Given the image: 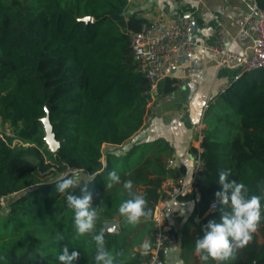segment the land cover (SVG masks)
<instances>
[{
  "label": "trees",
  "instance_id": "16d2710c",
  "mask_svg": "<svg viewBox=\"0 0 264 264\" xmlns=\"http://www.w3.org/2000/svg\"><path fill=\"white\" fill-rule=\"evenodd\" d=\"M256 1L264 10V0ZM125 10L126 0H0V125L11 131L0 136V211L5 215L0 230L10 232L0 241V264H62L56 257L63 244L80 252L77 264H95L92 237L101 230L115 264H137L143 257L133 248L132 226L118 211L130 196L123 182L131 180L133 191L145 198L149 212L140 219L151 217L167 173L159 151L166 149L169 156L173 150L160 142L145 159V144L116 155L144 125L149 90L148 80L134 68L128 35L145 20L133 14L125 18ZM248 73L250 81H234L208 105L199 196L177 197L195 201L191 218L207 212L202 224L215 215L208 207L221 170L243 182L249 195L264 194V68ZM176 88L177 80L165 78L155 94ZM46 115L59 143L53 152L44 140ZM14 139L25 145H12ZM112 170L120 181L109 186ZM70 176L77 185L66 191L80 195L87 183L97 211L93 230L79 236L65 195L55 192L56 180ZM261 204L257 224L264 238V200ZM113 218L119 228L108 232L103 222ZM220 264H264V243H246L240 255L231 253Z\"/></svg>",
  "mask_w": 264,
  "mask_h": 264
},
{
  "label": "crops",
  "instance_id": "0c3cea01",
  "mask_svg": "<svg viewBox=\"0 0 264 264\" xmlns=\"http://www.w3.org/2000/svg\"><path fill=\"white\" fill-rule=\"evenodd\" d=\"M247 10L246 0H142L141 4L125 10V18L133 14L144 20L151 19L158 12H163L168 21L184 15L189 16L195 26L193 41L196 47L191 59L205 66V69L174 89L169 98L159 94L151 119L145 122L131 140L116 151L117 153L124 154L134 145L145 144L143 148L145 159L159 150L160 142H167L175 152V167L170 171V175L173 171H179V174L188 176L193 161V149L199 144L196 124L202 121L205 127L204 104L209 99H213L212 103H214L216 98L234 82L233 76L237 71L235 65L217 67L213 54L204 50L202 46L212 44L216 36L222 34L230 50L243 52L246 43L233 24V18ZM188 63L189 59L181 62L174 73L175 80H180L181 67ZM251 75L244 74L240 79L250 81ZM159 154V163L165 164L168 157L167 150L163 149ZM190 202L192 201L175 199L168 206L166 223L177 233L179 243L177 247L163 251L161 256L165 264H220L224 260L204 261L200 258V253L194 249L196 237L201 232L202 219L207 212L191 218L193 207H190ZM115 219L119 228V219ZM124 220L127 225L132 226V233L137 238L134 250L144 256L153 242L151 227L145 224L148 223V218L139 219L135 224L128 223L125 218ZM145 241L149 243L146 251L142 248ZM247 243L258 247L264 243L261 224H257ZM232 253L240 255L241 246H236L233 242Z\"/></svg>",
  "mask_w": 264,
  "mask_h": 264
},
{
  "label": "built area",
  "instance_id": "2783aa9c",
  "mask_svg": "<svg viewBox=\"0 0 264 264\" xmlns=\"http://www.w3.org/2000/svg\"><path fill=\"white\" fill-rule=\"evenodd\" d=\"M246 1L248 10L233 18L238 33L244 37L246 49L243 52L230 50L222 34L217 35L212 44L202 46L204 50L213 54L217 67L222 65L237 67L233 81L240 79L247 72L264 68V10L258 6L256 0ZM141 3L142 0H126V9L134 8ZM191 27V18L187 15L168 21L163 12H158L151 19L145 20L139 29L128 33L134 68L149 82L144 123L151 119L157 104L155 90L159 82L165 78H173L184 59H189V63L181 67L177 87L205 69V66L191 59L196 48ZM164 97L169 98L170 93L164 94ZM212 102L213 99H209L204 104V110ZM203 127L202 121L196 124L199 144L192 152L193 161L189 169V172L193 171L191 182L189 173L187 177L184 174L170 175V171L175 167L174 151L166 159L167 173L160 185V197L154 205L151 217L148 218L153 237L152 246L137 264H165L161 253L178 246L177 233L166 223V210L179 196L191 193L195 198L199 196L197 180L204 165L200 141L204 134ZM0 136L2 137L1 134ZM14 144L25 145L18 139L12 141V145Z\"/></svg>",
  "mask_w": 264,
  "mask_h": 264
},
{
  "label": "clouds",
  "instance_id": "9594fccd",
  "mask_svg": "<svg viewBox=\"0 0 264 264\" xmlns=\"http://www.w3.org/2000/svg\"><path fill=\"white\" fill-rule=\"evenodd\" d=\"M192 172H189L190 182L193 178ZM108 176L109 186L113 182L120 181V176L115 170L110 171ZM229 176L228 169L219 171L216 182L220 187L214 193L215 199L208 209V212L215 213V215L201 225L202 235L198 236L194 242L195 251L201 254L200 258L204 261L209 258L226 260L232 253L233 242L236 246L245 245L251 239V234L255 231L258 221L261 220V201L264 200V194L249 195L248 187L243 182L230 179ZM76 184L77 180L74 177L58 178L55 182V192L65 195L67 207L73 211L72 223L75 232L79 236L93 230L97 211L92 205L93 195L87 190V183L81 187L80 195L66 191ZM123 189L130 196L121 202L118 211L128 223H138L140 217L147 216L149 212L145 207V198L133 191L131 180L123 182ZM194 204L195 201L190 202V207H194ZM217 214L219 219H216ZM92 238L95 241L93 255L95 264H115L112 253L105 248L103 230L94 233ZM57 239L63 240L64 237L58 233ZM142 248L146 251L149 243L145 241ZM79 257L80 252L76 248L70 250L69 244H63L56 258L62 264H77Z\"/></svg>",
  "mask_w": 264,
  "mask_h": 264
},
{
  "label": "water",
  "instance_id": "95a60500",
  "mask_svg": "<svg viewBox=\"0 0 264 264\" xmlns=\"http://www.w3.org/2000/svg\"><path fill=\"white\" fill-rule=\"evenodd\" d=\"M91 19H92L91 16L83 17V20H85V21H89ZM194 29H195V26H194V24H192V27H191L192 34L195 33ZM42 122H43V127H44V140L48 146V149L53 152L57 149L59 143L54 137V134L52 132V127H51V124L49 122L47 115L42 118ZM103 226L108 232H116L118 230V225L116 223L115 218H113L109 221L103 222Z\"/></svg>",
  "mask_w": 264,
  "mask_h": 264
},
{
  "label": "rangeland",
  "instance_id": "374dc122",
  "mask_svg": "<svg viewBox=\"0 0 264 264\" xmlns=\"http://www.w3.org/2000/svg\"><path fill=\"white\" fill-rule=\"evenodd\" d=\"M0 134L2 135V137L4 138L6 135H11V131L10 128L6 125L1 126L0 125ZM44 178V179H43ZM43 180H48V178H50V175H47V177H43ZM5 210V209H3ZM4 212L0 211V218H4ZM7 232H9V229L5 228V229H1L0 230V241L8 238L10 236V232L7 234Z\"/></svg>",
  "mask_w": 264,
  "mask_h": 264
}]
</instances>
